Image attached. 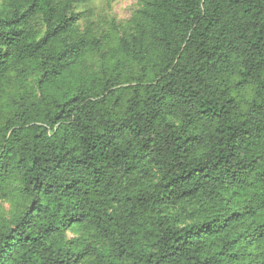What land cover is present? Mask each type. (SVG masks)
<instances>
[{"label": "trees", "instance_id": "1", "mask_svg": "<svg viewBox=\"0 0 264 264\" xmlns=\"http://www.w3.org/2000/svg\"><path fill=\"white\" fill-rule=\"evenodd\" d=\"M92 1L0 4V264H264V0Z\"/></svg>", "mask_w": 264, "mask_h": 264}, {"label": "rangeland", "instance_id": "2", "mask_svg": "<svg viewBox=\"0 0 264 264\" xmlns=\"http://www.w3.org/2000/svg\"><path fill=\"white\" fill-rule=\"evenodd\" d=\"M5 0H0V4ZM141 0H94L76 10L82 12L79 21L81 32L86 30L101 35L115 36L122 31L135 10L140 6ZM13 205L11 201L0 200V213L9 217ZM73 233H68V238H72Z\"/></svg>", "mask_w": 264, "mask_h": 264}]
</instances>
